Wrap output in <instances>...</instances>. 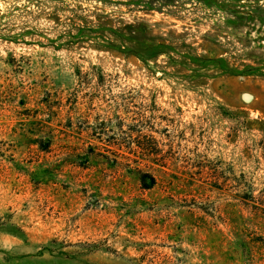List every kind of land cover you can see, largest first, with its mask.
I'll use <instances>...</instances> for the list:
<instances>
[{
    "label": "rangeland",
    "instance_id": "rangeland-1",
    "mask_svg": "<svg viewBox=\"0 0 264 264\" xmlns=\"http://www.w3.org/2000/svg\"><path fill=\"white\" fill-rule=\"evenodd\" d=\"M0 264H264V0H0Z\"/></svg>",
    "mask_w": 264,
    "mask_h": 264
}]
</instances>
